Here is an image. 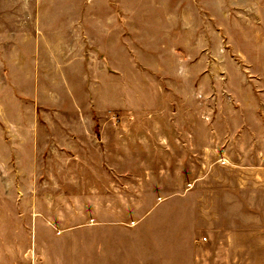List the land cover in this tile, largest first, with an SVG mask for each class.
<instances>
[{"label": "rangeland", "instance_id": "1", "mask_svg": "<svg viewBox=\"0 0 264 264\" xmlns=\"http://www.w3.org/2000/svg\"><path fill=\"white\" fill-rule=\"evenodd\" d=\"M64 219L264 264V0H0V264Z\"/></svg>", "mask_w": 264, "mask_h": 264}, {"label": "crops", "instance_id": "2", "mask_svg": "<svg viewBox=\"0 0 264 264\" xmlns=\"http://www.w3.org/2000/svg\"><path fill=\"white\" fill-rule=\"evenodd\" d=\"M63 212L69 216L68 209ZM50 215V211L40 214L43 218ZM48 222L38 220L30 230L33 234L31 243L38 254L32 264H143L140 243L132 251L129 237L118 235L112 226L66 225L64 219L54 227ZM201 241L207 240L202 238ZM172 251V264H179L177 246Z\"/></svg>", "mask_w": 264, "mask_h": 264}, {"label": "built area", "instance_id": "3", "mask_svg": "<svg viewBox=\"0 0 264 264\" xmlns=\"http://www.w3.org/2000/svg\"><path fill=\"white\" fill-rule=\"evenodd\" d=\"M203 240H207V238H203Z\"/></svg>", "mask_w": 264, "mask_h": 264}]
</instances>
